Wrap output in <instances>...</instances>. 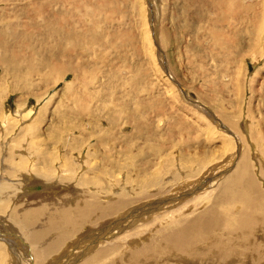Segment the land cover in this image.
I'll list each match as a JSON object with an SVG mask.
<instances>
[{
	"label": "bare ground",
	"instance_id": "1",
	"mask_svg": "<svg viewBox=\"0 0 264 264\" xmlns=\"http://www.w3.org/2000/svg\"><path fill=\"white\" fill-rule=\"evenodd\" d=\"M78 1L79 0H69L68 5H65V4H55V3L61 2V0H36L37 4H34V9L31 12V22L29 21L28 24H21L20 21L14 22V23H8L7 33L3 32V30H0V65L3 66L4 69L16 68V70H14L13 73H14V77L18 78V79L15 78L17 82L21 83L20 88L25 89L24 86H26V82H27L26 79L28 77L34 78L33 76H31L33 74H37L39 77V80L41 79L40 76L44 74L46 78L53 77V79L56 81L57 79L60 78V76L64 75V72L74 73V71L70 67L71 66L70 60L64 61L62 63L59 60L60 58L59 55H62L65 57L69 56L67 54L69 49L71 48V49L76 50V47L79 44L81 46V42L88 41V40L99 41L92 37L86 38L83 41L82 39H80V37H83L85 35L84 32L75 31L73 26H71V24L73 25L74 23H78L79 15L81 12L80 10L81 4H79ZM83 1L86 4L87 1H92V0H83ZM97 1L102 2L103 0H97ZM208 1H209V4H207L206 7L199 8V11L202 14L200 13L201 15H199L197 13L199 17L201 16L200 17L201 27L204 28L205 26L206 27L210 26L208 30L206 28V30H203V31H206V34H207V32L211 30L209 31L210 33H208L209 39H211L210 41L212 43L214 42L218 43L217 45L215 44L216 49L213 48L216 50L215 52L220 53L224 51V55L222 59H224L225 55L228 58H231L232 55L229 54L230 51L225 52L227 50L225 48V46H227V42L225 41V39L230 38L232 40L228 42H233L238 39V34H239L238 31H240L239 29L238 31L236 30L237 34L234 33L236 34L235 36H233L234 34L232 35V32L235 30V25L237 23L235 19L236 16H237L238 21H240L241 19L240 15L242 13H245L246 10H251L250 12H252V18L255 20V23L260 22L259 25H261L262 22H264V9H263L264 7L261 8V12L260 11L257 12L259 13V15H256V12H255L256 4H226V7H225V0H208ZM0 3H1V0H0ZM197 3H202V1L197 2ZM24 8L26 7H21L20 9L17 8L16 6L12 7V13H14L17 18L19 17L18 14H20V11L23 10ZM99 9H100L99 6H94L93 11L90 15L91 17L90 19L92 23L97 24L98 18L94 16H95V13L99 11ZM204 9H207V10H204ZM160 12L162 13V10ZM124 16H127V15H124ZM13 18L14 20H16L15 17ZM20 18L21 17H19V19ZM161 19L163 21V18ZM222 19L225 20L224 22L225 31H223L224 26L222 28H219L220 26L219 27L216 26L218 22L220 21L222 22ZM0 20H3L1 14H0ZM123 23L124 22L118 23L121 25H118L116 23L117 25L115 26L110 23L103 25L102 31L106 33V38H108V45H109L108 47H110V49L112 48L113 50L115 48L126 49V46L127 47L132 46V48L134 49L133 54L136 56V58L138 57L135 63L137 65L134 66V71H136L137 82H140L145 77L148 80V82H151L148 71L147 70L144 71L145 66H146L144 64V61H149L150 60L149 56H148V60L144 59L143 61V58L141 55V54L145 55L147 53L146 49L148 46L147 44L149 42L148 37H147L148 41L145 38L141 41L140 37L137 38L135 37L137 35L131 34L132 32L131 33L129 32L130 30L128 26L131 27V25H126V23L124 24ZM152 24H154V21L152 22ZM163 31H164V28L162 26L160 27V36H161L160 39H162L164 42L167 39V36H166L165 31L164 32ZM196 32H193V33L196 34ZM163 33H165V36ZM125 34H129V35L124 37ZM148 34H149V31H148ZM224 34H225V37H223ZM146 36H147V33H146ZM153 36H155L154 33H153ZM199 36L203 37L201 35H196V36L194 35L193 39H195V37L197 39ZM7 39H11L13 41L12 44H10L9 40ZM162 40H161V43H162ZM204 40L208 42L207 39H204ZM255 41L256 42L259 41L257 37L255 38ZM201 43L203 44L204 41H199V44L202 46ZM104 44H107V43H104ZM155 44H157L159 48L158 43H155ZM9 45L11 46L9 47ZM220 45L223 46L224 50L217 49V47ZM12 47L16 49L17 48L20 49L24 53L25 56H21L19 53L18 54L14 53L12 51L13 49ZM90 47H92V44L90 45ZM255 47L256 46H254L253 48L254 50L250 53L259 56V53ZM219 48H222V47H219ZM263 48H264V44H263ZM79 59L77 60V62L82 61ZM162 61L165 62L164 60H161L160 65ZM227 65H228V62H227ZM161 66L164 69L166 68V65H161ZM20 68L24 69L23 70L24 74L22 72V69L19 70ZM150 68L151 67H148L149 70ZM42 70H43L42 73H38ZM215 73L216 71L213 72L214 75H216ZM115 75L116 74L114 72V76ZM90 76L89 77L93 80L94 79L92 78L93 75H90ZM90 78H88V81H90ZM232 78L233 77L231 75H229L228 77L225 76V84L231 82L233 80ZM96 80H95V83L97 84L98 80L97 81ZM88 81L85 80L86 82L85 85H87V83L89 84ZM238 81L239 80L235 81L236 86L238 85L237 83H239ZM98 83H99L98 85L99 88L104 87L102 89H106V90L107 89L109 90V88L113 86L112 83H110V81L107 78H103V81L99 80ZM90 84L88 86H90ZM65 85L66 86H65L64 95L68 99V103L64 101L62 97V99L59 98L60 103H62V101L64 102L62 104L56 103L57 106L55 105L54 107H52L53 108L52 110L56 108L55 111L56 112L58 111V114L54 115L53 119L49 118L50 122L48 126H46L48 127V130H49V133L48 131L46 132L47 136L49 137L48 140L43 139V138L40 139V136L37 134L40 128V127L38 128L37 124L43 122L44 119L43 120L40 119L38 121L34 119L35 121L31 124L33 127V131L29 135L31 138L29 137L28 138L31 139L30 141L32 142V145L29 146L27 142L26 148L30 147L29 149H32L36 153L37 160L39 161L41 166L43 165L44 167H42L41 171L39 170L36 171L37 169L36 167H38V163L35 161L36 160L35 159L33 162H31L35 166V168L31 169V171H35V172L32 173L31 176H27V175L24 176L23 180L27 184H29L30 182H33L35 185H41V186L50 184V182L55 179H58L59 181H62L68 184L69 182L74 180L75 184L78 185V187L74 188L73 189L74 191L71 192V194H66V192L60 193V197L65 198L63 200L64 203L59 205L57 208H55L54 210L50 212V213H57L56 215H46L45 216L41 214L40 212H42V209L41 207H39L40 205L36 207V208H40L38 210L34 206L27 208L26 212L23 215H22L23 212H21V214L19 213L20 215L7 214L8 215L7 218L12 223L10 227L15 226L18 230L22 231L20 232L19 235L23 237V239L26 241V244L31 245L33 247L34 245L35 246L37 245V251H35L34 254L32 253L33 255L29 253L28 261H24V264H26L27 262H28L27 264H40L43 260L47 259V255L57 256V253H59L57 251L61 247L62 248L64 247V244H66L67 240L68 241L74 240L71 245H76L80 243L81 238H84V237H81V234H78V231L81 228V226L85 225L88 221L94 220L98 222V220H101L102 222L100 221L101 223L99 222L98 223H99L100 229H102L106 223V221L104 222L106 218L112 215H115L116 213L118 214L119 211H123V209L131 205L133 208L134 204L142 200H145V199L148 201L156 200L158 204H161V203L166 204L167 202H170L175 198L179 199L181 194L180 195L175 194L172 196L169 193L172 197H170L169 195L165 196L163 193L164 189L170 186L171 183L175 185V183L179 182V180H182L184 178H194L196 175H198L200 172L206 169L207 165L209 164V162L206 161V157H208L209 155L205 151L199 152L198 149L195 148L198 141L201 143V136H203L204 134L205 138L210 139L211 142L212 141L216 142V139L219 140V143H215L213 146H211L213 149H216L215 147H220V150H223L225 147L224 148L222 147L226 145L225 143L228 144V141L226 140V138H223L224 136L217 135L218 134L217 131L212 132L206 126L205 123H203V125H199L194 122V120L196 119L194 118L193 120V117L197 114V111L196 113L194 112L195 109L192 108L193 105L189 109V107L185 106V104L179 103L178 105L175 101L176 106H173L174 102L172 101L173 99L171 98V105L166 106L167 104H164V101H163L164 97H162L163 86L158 85L157 89L155 88L154 90L155 92L151 93L152 95L150 94V92L148 93L146 90L147 95L150 96L149 98H152L151 101L145 105H143L142 103L134 104L133 105L134 110L127 109L128 107L125 108L123 105L122 106L117 105L111 108L109 107L111 110H109V114L106 115L105 117H98L96 114H98L99 116L100 114L99 112H96V111H95L96 114L92 113L93 115H91L90 113L89 114L90 116L88 117L86 115L80 116V113L82 112H79V111L80 110L84 111L90 108L91 107L90 105L93 102L91 104H89V102H91L92 99L90 101H86L87 99L86 100L84 99V97H86V94L84 93L85 95L82 97L83 99L80 100V98L78 97L79 94L78 96H76L75 95L76 93L75 94L71 93V90H70L72 87L71 84L70 85L65 84ZM81 86L82 85H80V87ZM114 87H112V89ZM72 89L75 90V88L73 87ZM91 89H92V86H91ZM112 89H110L109 92ZM74 90H72V92ZM95 90H93V92ZM99 90L100 89H98V91ZM135 90H137L136 86L130 87V91H132V93ZM84 91L86 92V90ZM256 92L257 91H255V93ZM110 93L112 94V92ZM163 93L165 95L166 92H163ZM68 94L71 95L72 98L68 97L67 96ZM96 95L97 94H95L94 97H96ZM172 95L175 96L177 99L176 95L174 94ZM195 96L198 99L201 98V94L199 90H196ZM215 97H210L206 93L204 94L202 98H204L206 103L207 102L210 103V104L209 103L207 104L212 105L211 102L215 101ZM87 98H91V96L90 97L87 96ZM97 98L98 97H96V99ZM165 101H167V99ZM50 104H53V103L50 102ZM96 106H100V104L99 105L96 104ZM162 106L164 108H161ZM144 108H147L148 110L150 109L152 110V112H157L158 114H161V116H164L165 119L159 120V121L162 122L164 125H166L165 128L160 129L165 132L166 136L165 135L164 136L168 140V141H165V143L168 142L167 145H164L166 146L165 147L166 149H162L163 148L162 147L161 148L162 150H160V147H156L155 145H157V142H154V144L150 143V145H147V148H146V144L144 143L145 141L143 140V137H144L143 132L145 133L148 132V129H149L148 124L151 121L149 118V114L146 115L143 113ZM45 109L46 107L41 108L40 112L42 114L45 113L46 112ZM64 110H66L68 113H62L64 112ZM72 111L78 112L77 115L75 113L76 115L75 117L72 113H70ZM186 111L191 113L193 117H186L189 115V113L186 114L187 113ZM216 112H218V114L222 117V119L227 124H231L235 128L238 126V123L234 121L231 117L225 119V115H224L225 113H223L222 111L216 110ZM55 113H52V114H55ZM70 114L71 116H73V118L71 119L68 117V115ZM62 115L64 116L63 119L61 118ZM199 117L205 119L208 125H211V121L207 120L203 116H199ZM120 121H125L126 123H128L127 121L133 122L134 127L135 126L138 127L139 129L138 132L140 133H141V130H143L140 136H136V138L139 137L142 140L140 145L139 143L133 144V142H131L133 137L130 135L128 136L127 134L126 135L128 137L125 135V138L123 139V141H125L123 145H122L123 141L118 143L115 140L117 138L115 127H116V124L119 123ZM159 121L157 122L158 126H159ZM43 123L45 124L46 122H43ZM106 125L109 127H105ZM95 126H99L100 130L99 128L97 129ZM249 126L251 127L254 125L251 124ZM22 127L24 126L22 125ZM51 127H54V130H51L50 129ZM57 127H63V129H60L61 130L60 131L58 130ZM68 127H70L69 132L66 131V130H69ZM203 127L206 128L205 130L208 133L214 136L209 135L210 136L209 138L206 132L202 130ZM252 129L254 128L252 127ZM250 130H248L250 133L248 135H250L249 137L250 139H252L253 143L261 144L260 142L262 140L258 139L259 137L257 136L255 137L254 133L252 132L253 130L252 131ZM7 132H8V127H7ZM195 132L198 133L199 135L198 137H200L199 139L198 137L192 138V134H194ZM16 133H18L17 137H15L16 135L15 134L13 136L14 137L13 139L9 138L11 140V143L9 142L8 144L11 145L13 143V147L20 146V145L18 146L14 145L16 141H18L19 143H22L21 138H19L21 133L22 135H26V133L23 130L21 132H16ZM252 133H253V136H252ZM18 142L16 143L18 144ZM204 143H209V141L208 142L206 141ZM8 144L7 146H9ZM114 144H115V147H114ZM55 145L61 146L62 149L64 150V153H62L61 158L54 155L55 153L54 151H53L54 153L52 154L51 150H49L51 153H47V154L45 153L46 149L50 147L55 148ZM206 145L207 144H203V146H206ZM4 147L6 148V146ZM10 147H8L9 150L5 149L7 153L9 154L11 151ZM133 147H135L134 148L135 153L138 152V154L143 151L145 152V149L148 150L151 156H154V159L151 160L153 158L151 156H150L151 159H148L147 156H143V155H140L138 157H136L135 155L132 157L128 156L127 158L133 161V165L132 167H129L130 165H128L127 167L128 169L126 168L128 171L125 173H122L120 171L121 169H119L122 167H118L116 164L119 165V161L125 162V159L117 155H120L121 153H122L121 155H123V153L126 154L127 152H129V149H132ZM199 148H201V146ZM257 148H260V147L256 146V149ZM84 149H86L87 154L85 158L81 160L80 154H81V151H83ZM172 149L175 150V152L176 151L178 152L176 153H177V156L180 157V159L176 160L175 163H173V161L170 163L171 160L166 157L165 163L161 167L162 169L161 168L156 169V168H159L157 166V163L159 161L156 162L155 160L156 157H158L159 155L160 157L163 158L164 156H167L168 154H170L169 150L171 151ZM118 150L121 153L116 155V152ZM225 150L226 149H224V151ZM26 151L27 150L25 149V152ZM74 151H77L78 153V155H75L77 156L76 158L72 155ZM99 151H101L102 154H99L101 153ZM9 154H8V157L0 161L1 164L4 165L5 167L4 169L6 172H9V170L11 169V166H9L8 164L9 160L11 162V159H9V157H11V155H14V154H11L9 156ZM82 154H84V152ZM4 155L2 156L4 157ZM34 155H31V156H34ZM2 156H0V158H2ZM18 156L19 155L15 157H17L18 159L19 158ZM87 156L89 157V159H87L88 158ZM200 156H202V158ZM21 157L23 158L22 155ZM51 157H53L54 160L60 159L58 166H55V163L53 164ZM232 157L233 156L231 155L230 159H232ZM248 157L249 155L246 152V150L242 151L238 159H236V157L234 158L233 164L235 163V167L232 165L234 167L233 169H230V171L228 170L226 174H222L221 180L217 181V175L216 176L212 175V177L206 178V180L203 178V181L201 180L200 182L198 181L194 183L195 180L192 179L193 182H190V183L187 182L185 186L182 185L183 187L179 188L178 190L183 191L182 193L185 195V197H190L189 199H187V201L185 200L186 198L185 199L183 198V200H185V202H183L184 204H182L179 207H176L175 209H170L169 211L166 210L167 212H163L157 215L156 217H153V219L148 220V222L146 223H142L140 225L138 224V226L134 228H131L125 232L123 231V233H121L118 237H115L111 239L110 241L98 246L88 256L84 257L82 261H79L78 264H264V190H262L259 182H257L256 180L255 174L257 173V171L256 170L255 172H253L254 170L252 171V166L250 163L251 159L249 160ZM96 158H98L97 160L102 162L101 164L102 166H99L100 163L98 164L95 162ZM127 161L130 162L129 160ZM90 162L96 163L100 168L97 169L95 167L96 164L94 166H91ZM153 162H154V166L151 164ZM229 162L231 163L232 160H230ZM23 164L22 163L18 164L16 171L22 170L23 167L25 166V164L24 166ZM256 164L258 165L259 163H256ZM84 166H88V171H86L87 174H82L84 172H82L81 170V175L75 176L74 175L75 173L77 174L78 172L80 173V171L78 172H75V171L79 170L80 168ZM52 167L57 171H61V173L57 174L58 177H53L52 174L50 173L52 170ZM63 167H65L64 172H63ZM109 167H112V169L113 168L114 169L111 172H109L110 170ZM226 167L221 168V166L220 167L214 166L213 169L211 170V173L218 172V171L221 172V169L223 170ZM39 168L41 169V167ZM257 168H258L257 169L258 174L261 176V178L264 179V165L261 163L258 165ZM103 169H105L106 171H104ZM107 176L113 179L114 178L116 179L119 177L120 179L118 180L119 181L121 180V185L123 188L121 189L119 188L120 191L119 192L116 191L117 193H114L113 188L108 189V186H106V184L104 183L105 180L107 181L110 180V179L109 180L106 179ZM166 176H169L170 180L165 181ZM42 180H44L45 182ZM118 180H115L114 185H117L120 183ZM55 182L58 183L57 181ZM206 182H208V184H210V182L211 183L217 182V183L215 186L212 187V189L210 187V190H207V191L204 190V192L198 193L197 191L203 189V187L207 185ZM34 184L32 186H34ZM102 184L103 185L105 184V187H102ZM92 185L95 186L94 189ZM90 186L92 188H90ZM178 186L180 187V185ZM8 188L9 186L2 179H0V192H4ZM154 189L156 190L154 191ZM194 192H197L196 193L197 195ZM56 195H57V192H56ZM159 196H162V197H159ZM18 206L20 205L18 204ZM21 207H22V204H21ZM15 208H19V207H15ZM0 210L1 212H4L2 210V207H0ZM122 219H124V217ZM37 223L39 227L36 229L35 228L36 226L34 225ZM32 225L34 226L33 228L35 229H30ZM3 234H4L3 232L2 234H0V239L5 238V237H2ZM75 235L77 236L74 239L73 237ZM13 237H14V240H19V241L22 240L20 236L13 235ZM97 237L94 238L93 241H91L92 242L91 244L97 243L98 242L97 240L103 237V235L100 234ZM2 242L3 241L0 240V264H2L3 261L5 262V260L8 259V258H5L4 260V257L8 254L7 253L8 250L6 249L7 246H4ZM121 243H124L123 245L124 251L122 252H121L122 250ZM33 247H32V250L34 249ZM14 256H13V259H14ZM13 264H16V263H13Z\"/></svg>",
	"mask_w": 264,
	"mask_h": 264
},
{
	"label": "rangeland",
	"instance_id": "2",
	"mask_svg": "<svg viewBox=\"0 0 264 264\" xmlns=\"http://www.w3.org/2000/svg\"><path fill=\"white\" fill-rule=\"evenodd\" d=\"M68 1L69 0H61V2L55 3V4L68 5ZM201 1H202V3H197V2H201ZM203 1H205V2H203ZM78 3L81 4V8H80L81 12L79 15L78 23H74L73 25L71 24V26H73L75 31L84 32L85 35L83 37H80V39H82L83 41L86 38L92 37L96 40H99L100 42L99 41H93V40L84 41V42H81V46L79 44L76 47V50L70 48L68 53H67L69 56L65 57V56L59 55L60 56L59 60L62 63L64 61L70 60V63H71L70 67L72 68L74 73L73 72L72 73L71 72H64V75L60 76L61 79L59 78L56 81L53 79V77L46 78V76L44 74H42L40 76L41 79L39 80L38 75L33 74L31 76H33L34 78L28 77L26 79L27 80L26 86H24L25 89H23V88H20L21 83L17 82V80H16L18 78L14 77L13 71L16 70V68L4 69L3 66L0 65V128H1L0 132L4 129L0 133V142H1L0 143V149H1L0 150V156L6 154V155H4V157L2 156V158H0V161L4 160V158L8 157L9 153H7V151L5 149L9 150L8 147H10L11 145L12 146L10 147L11 151H10L9 156L11 154H14V155H11V157H9V159H11V162H10V160L8 162L9 166H11V169L9 170V172L5 171L4 165L1 164V162H0V164H1L0 165V179H2L9 186V188L6 191L0 192V207H2V210L4 211V212H1V210H0V234H2V232H3L4 234L2 235V237H5V238H2L0 240L3 241L2 243L4 244V246L8 247V248L6 247V249L8 250L7 251L8 254L4 257V260H5V258H8L6 260L9 262L8 263L5 260L6 263L3 261L2 264H13V263H16V264H22L23 263L24 264V261H28V258H29L28 254L30 253L31 255H33L35 253V251H37V245L35 246L33 243V245H34V247H33L31 245L26 244V241L23 239V237H21V235H19L20 232H22L21 230H18L15 226L10 227L12 223L7 218L8 217L7 214H9V215L10 214L20 215L21 212H23L22 213V215H23L26 212L27 208L33 207V206L36 208L40 205L39 207H41V209H42V212H40L41 214H43L45 216L46 215H56L57 213H50V212L52 210H54L55 208H57L59 205L64 203L63 200L65 198H61L60 193L66 192V194H71V192L74 191L73 189L78 187V185L75 184L74 180L73 181L70 180L71 182H69V184H68V183L59 181L58 179H55V180L51 181L50 184H46L45 186L35 185L33 182H30L29 184H27L23 180L24 176H26V175L31 176V174L35 172V171H31V169L35 168L33 163H31L35 159H36L35 161L38 163V167H36L37 168L36 171L37 170L41 171L42 167H44L43 165L41 166V164L37 160L36 153L32 149H29L30 147L26 148L27 142H28L29 146L32 145V142L30 141L31 139H29V138H31L29 135L33 131V127L31 124L35 120L38 121L40 119H42V120L44 119L43 122H46L45 124L43 122L37 124L38 128L39 127L42 128V129L39 128L37 134L40 136V139L43 138V139L48 140L49 137L47 136L46 132L48 131V133H49V130H48V127H46V126H48V124L50 122L49 118L53 119V116L58 114V111L57 112L55 111L56 108H54V110H52L53 109L52 107H54L56 105V103H60L59 98L62 99V97H63V100L68 103V99L64 95L65 86H66L65 84H68V85L71 84V86L73 88H75V90H74L71 87V89H70L71 93H74V94L76 93L75 94L76 96H78V94H79L78 97L80 98V100L83 99L82 97L85 94H86V97H84V99L85 100L87 99L86 101H90L91 99L93 100V101L91 100V102H89V104H91L93 102L90 105L91 107L86 109L87 111L84 110L86 113L83 110L79 111V112L83 113V114L80 113V116L86 115L88 117L90 116L89 115L90 113H91V115H93V114H96V112H99V114H100V116L98 114H96L98 117H105L106 115L109 114V110H111L110 108L117 106V105H119V106L123 105L125 108L128 107L127 109H133L134 110V106H133L134 104L142 103L143 105H145L151 101L152 98H149L150 96L147 95L146 90L148 93L150 92V94H151V93L155 92L154 90H155V88L157 89L158 85L163 86L162 97H164L163 101H164V104H167L166 106L171 105V98L173 99L172 101L174 102V103L172 102L173 106H176L175 101L178 105H179V103L185 104V106H188L189 109L193 105L192 108H194L195 111L193 109L192 110L195 113L197 111V114L193 117V115L191 113L186 111L187 113L186 112L185 113L186 114L189 113V115H190V116L188 115L186 117H193V120L195 118L196 120H194V122L196 124H199V125H203V123H205L206 126L212 132L217 131L218 132L217 135H221V136H224L223 138H226L229 146L227 143H225L226 145L222 147V148L225 147L224 149H226L227 151L226 150L224 151V149L220 150V147H215L217 150L213 149L211 146H213L215 143H219V140L216 139V142H213V141L211 142V140L206 139L205 135L203 134V136H201V143L198 141L195 148H197L199 152L205 151L209 155L208 157H206V161L209 162L206 169L203 170L202 172H200L194 178H184L182 180H179V182L175 183V185L173 183H171L170 184L171 187L168 186L164 189L163 193L165 196L169 195L170 197H172L175 194L176 195L181 194L179 199L175 198L172 201L167 202L166 204H162V203L158 204L156 200H149V201L146 199L142 200V201L134 204L133 208L131 205V206H129L130 209H129V207H127V208L123 209V211H119L118 214L116 213L115 215H112V216L106 218L104 220V222L106 221V223H105L106 226L104 225V227L102 229H100V227H99V223L102 222L101 220H98L99 223L94 221V220L88 221L86 223L87 225L85 224V225L81 226V228L78 231V234H81V237H84V238H81L80 243H78L76 245H71L74 240H72V241L67 240L66 244H64V247L63 248L61 247L57 251V252H59V253H57V256L47 255V259L43 260L40 264H78L79 261H82V259L84 257L88 256L98 246L110 241L111 239H113L115 237H118L121 233H123V231L125 232L131 228H134V227L138 226V224L140 225L142 223H146V222H148V220L153 219V217H156L157 215H159L163 212H167L170 209H175L176 207H179L182 204H184L183 202H185V200L187 201V199H189L190 197H185V195L182 193L183 191L178 190V189L185 186V184H187V182L188 183L193 182L192 179L195 180L194 181V183H195L198 181L200 182L201 180L203 181V178L206 180V178L212 177V175H214V176L217 175V181L221 180L222 174H226L228 172V170L230 171V169H233L235 167V163L233 164L234 158L236 157V159H238L240 157L242 151H245V150L249 155V157H248L249 160L251 159L250 163L252 166V171L253 170H254L253 172H255V170L257 171V173L255 174L256 180H257V182H259L262 190H264V179L261 178V176L258 174V170H257L258 169L257 167L259 164L262 163L264 165V156H263V154H264V88H263L264 87V48H263V44H264V42H263L264 41V22H262L261 25H259L260 22L255 23V20L252 18V12H250L251 10H246L245 13H242L240 15V17H241L240 21H238L237 16H236L235 19H236L237 23L235 25V30L232 32V35L234 33L237 34V31L239 29L240 31H238V33H239L238 39L233 41V42H228V41H232L230 38L225 39V41L227 42V46H225V48L227 50L225 52L230 51L229 54H231L232 57L228 58L225 55L224 56L225 60H224V59H222L223 55H224V51H222L220 53H216L215 47L218 43H216V42L212 43L210 41L211 39H209L208 33H210L209 31H211V30H209L207 32V34H206V31H203V30H206V28L208 30L210 26H207V27L205 26L204 28L201 27V18H200L201 16L199 17V15H201L202 13L199 11V8L206 7V5L209 4L208 0H199V1L198 0H161V1L160 0H158V1L157 0H151L152 4L150 6H148V4L146 3V0H103L102 2H98L97 0H92V1H87L86 4L84 3L83 0H79ZM34 4H37L36 0H1L0 12H2V13H0V14L2 15L3 20H4V18H5V20L4 21L0 20V30H3V32L7 33L8 32V28H7L8 23H14V22L20 21L21 24H28L29 21L31 22V12L34 9ZM226 4H256L255 12H256V15H259V13H257V12H259V11L261 12V8L264 7V0H225V7H226ZM15 6L19 9L21 7H26L20 11V14H18V16L21 17L20 19H19V17L16 18V15L14 13H12V7H15ZM94 6L100 7L99 11L96 12L95 16H94V17L98 18L97 24L92 23V21L90 19L91 18L90 15L93 11ZM161 10H162V13L160 12ZM204 10H207V9H204ZM9 13H11V14H9ZM197 13L199 15H197ZM6 15H7V17H6ZM124 15H127V16H124ZM150 15H152V17H153L152 21H149L148 17ZM260 15H261V13H260ZM9 16H10V18H9ZM13 17H15L17 21L14 20ZM164 17H166V18H164ZM161 18H163V21ZM153 21H154V24H152ZM120 22L121 23L124 22V23H126V25H131V27L128 26V28L130 30V31L129 30L128 31L130 33L132 32L131 34L137 35V36L134 35L135 37H137V38L140 37L141 41L144 38L147 40V37H148L149 42L147 44L148 46L146 49L147 53L145 54L147 56H145L143 54H141V55H142L143 61H144V59L148 60V56H149V59H150L149 61L151 63L149 61H144V64L146 65L144 71L145 70L148 71L149 78H150V81L152 83L148 82L146 77L143 78V80H141L140 82H137L136 71H134V66L137 65L135 63H136V60L138 57L136 58V56L133 54L134 49L132 48V46H128V47L126 46V49L115 48L113 50H112V48L110 49V47H108L109 46L108 45V38H106V33H104L102 31L103 25L110 23V24H113L115 26ZM207 22H209V21H207ZM220 22H218L216 24V26H218V27L220 26L219 28H222L224 26L223 31H225V23H224L225 20L222 19V22L221 23ZM118 25H121V24H118ZM161 25L163 26L164 31H165L166 36H167V39L164 41L166 44L163 42L162 39H160L161 38L160 27H162ZM151 26L154 27V29L152 31H151ZM200 30H201V32H200ZM148 31H149L150 35L148 34ZM193 32H196V34H194ZM146 33H147V36H146ZM153 33L155 36H153ZM165 33H163L164 36H165ZM225 34L223 35V37H225ZM236 34H234L233 36H235ZM128 35L129 34H125L124 37L128 36ZM194 35L195 36L201 35L204 37V39H207L208 42L205 41L203 39V37H200V36L197 39H196V37H195V39H193ZM256 37L259 40L258 42L255 41ZM7 40H9V43L12 44L13 41L11 39H7ZM161 40H162V43H161ZM198 40L204 41V43H206V44L201 43L202 44V46H201L199 44ZM153 42L158 43V45H159L160 52H158V54L156 53L157 49L155 48ZM104 43H107V44H104ZM91 44H92V47H90ZM208 45H209V47H208ZM10 46L11 45H9V47ZM254 46H256L255 48L258 51L260 57L250 53L254 50L253 49ZM219 47H222V48H219ZM12 48H13L12 51L14 53H16V54L19 53L21 56H25L24 53L20 49H18V48L16 49L14 47H12ZM213 48H215V49H213ZM217 49L224 50L223 46H221V45L218 46ZM19 50H20V52H19ZM93 51H94V53H93ZM196 51H197V53H196ZM221 53H222V55H221ZM161 56L163 57V60L165 61V65H166L165 69L160 65ZM216 57H217V59H216ZM78 59L82 60V61L77 62ZM220 59H221V61H220ZM86 62H87V64H86ZM227 62H228V65H227ZM148 67H151L152 69L150 68V70H149ZM21 69L23 72L24 69L20 68L19 70H21ZM158 69L160 70V72ZM221 69L222 70L224 69V70L222 71ZM214 71H216V73H215L216 75L213 74ZM42 72H43V70L38 72V73H42ZM114 72L116 74L115 76H114ZM232 72H233V74H232ZM35 73H37V72H35ZM23 74H24V72H23ZM90 75H93V77H92V78H94L93 80L90 78L91 77ZM108 75H110V76H108ZM229 75H231L233 77L232 78L233 80L231 81L233 83L229 82V83L225 84V76L228 77ZM108 77H110V78H108ZM88 78H90V81H88ZM103 78H107L110 81V83H112V85H113L112 87L116 86L113 89H112V87L109 88V90L112 89L110 91V92H112V94L109 92L108 89L107 90L102 89L104 87L99 88L98 82H99V80L103 81ZM13 79H15V80H13ZM33 79H35V80H33ZM85 80L88 81L89 84L91 82L90 86H88L89 85L88 83H87V85H85L86 84ZM95 80L97 81V84L95 83ZM236 80H239L238 81L239 83H237L238 84L237 86L235 84ZM83 81H84V83H83ZM123 81H125V82H123ZM147 83H149V84H147ZM80 85H82V86L80 87ZM31 86H32V88H31ZM86 86H87V88H86ZM91 86H92L93 90L96 89L94 92L91 89ZM131 86H136V88H137V90H135L133 93H132V91H130ZM29 87L31 88V90ZM83 89L86 90V92ZM98 89H100V90L98 91ZM72 90H74V91L72 92ZM196 90L200 91L201 98H199V99L195 96ZM255 91H257V92L255 93ZM77 92H79V93H77ZM95 92H97V93H95ZM99 92H101V93H99ZM104 92H105V94H104ZM163 92H166L165 93L166 96L164 95ZM90 93H91V95H90ZM98 93H99V95H98ZM206 93L210 97H215V95H216L215 101L211 102V104L213 106L209 105L210 104L209 102H207V103H209V104H207L206 101L204 100V98H202L204 96V94H206ZM22 94L24 97L22 96ZM95 94H97L96 95V97H98L97 99H96V97H94ZM100 94H102V95H100ZM110 94H111V96H110ZM172 94L176 95L177 99ZM242 95H243V97H242ZM67 96L72 98V96L69 94ZM87 96L88 97L91 96V98H87ZM93 97H94V99H93ZM166 99H167V101H165ZM183 99H184V101H183ZM57 100H59V101H57ZM187 100H189V101L191 100L192 102L195 101L194 102L195 104H191ZM64 101H62V103ZM50 102L53 103L54 105L50 104ZM165 102H167V103H165ZM62 103H60V104H62ZM60 104H58V105H60ZM96 104H98V105L100 104L101 108H100V106H96ZM200 106L205 108L209 113L202 110L200 108ZM43 107H46V109H45L46 112L42 114L40 111H41V108H43ZM161 108H164V107L162 106ZM89 109H91V110H89ZM93 109H95V110H93ZM216 110L222 111L223 113H225L224 114L225 119L231 117L234 121H236L238 123V126H237L238 128L237 127L235 128L231 124H227L222 119V117L218 114V112H216ZM49 111H50V113H49ZM24 113H26V114H24ZM52 113H55V114H52ZM62 113H68V112L66 110H64V112H62ZM70 113H72L75 117L78 112L72 111ZM75 113H76V115H75ZM143 113L146 115L149 114V118L151 121L148 124L149 125L148 132L145 133V132H143V130H141V133H140V132H138L139 131L138 127H136V126L134 127L133 122L127 121L128 123H126L125 121H120L119 123L116 124V127H115L116 130L114 129L117 133V138L115 140L118 143H120L123 141V139L125 138V135L127 134L128 136L130 135L133 137V139L131 141V142H133V144L139 143V145H140L142 140L139 137L136 138V136H140L143 132V134H144L143 140L145 141L144 143L146 144V148H147V145H150V143L154 144V142H157V145H155L156 147H160V150L166 149L165 148L166 146H164V145H167L168 142L165 143V141H168V140L165 138V136H166L165 132L160 130L162 128H165L166 125H164L162 122L159 121V120H164L165 119L164 116H161V114H158L157 112H152V110H150V109L148 110L147 108L143 109ZM185 113H183V114H185ZM70 116H71V114L68 115V117L70 119L73 118V116H71V117ZM199 116H203L207 120L211 121V125H208V123L205 121V119H203ZM61 118L63 119L64 116L62 115ZM83 121H85V120H83ZM158 121H159V126L157 124ZM249 121L254 126L250 127L249 125H251V124ZM218 124L223 125L228 132L226 130H222L220 127H218ZM22 125L24 127H22ZM41 125H42V127H41ZM7 127H8V132H7ZM95 127L97 129L99 128V130H100L99 126H95ZM105 127H109V126L106 125ZM252 127L254 129H252ZM5 128H6V130H5ZM57 128H58V130L63 129V127H57ZM68 128H69V130H66L67 132L70 131V127H68ZM203 128H202V130H204L206 132L207 136H209V135L214 136V135H211L210 133H208L205 130L206 129L205 127H203ZM50 129L54 130V127H51ZM22 130L26 133V135H22V133H21V135L19 136V138H21L23 144L19 143L18 141H16V142H18V144L16 142H15L16 144L14 143L15 146L20 145L22 147H20V146H18L19 148L13 147V143L11 145L8 144L9 142L11 143L10 139L11 138L13 139L14 138L13 136L15 134H16L15 137L18 136V133H16V132H21ZM248 130H250V131L253 130L252 132L254 133V136L255 137L257 136V137H259L258 139L262 140L260 142L261 144L258 143L259 144L258 145L256 143H253L252 139H250V137H249L250 135H248V134H250ZM91 131H89V132H91ZM253 133H252V136H253ZM10 136H12V137H10ZM57 136H59V135H57ZM198 136L199 135L196 132L194 134H192V138H196ZM210 136H209V138H210ZM23 137L25 140L23 139ZM158 137H160V138H158ZM202 137H203V139H202ZM144 138H146V139H144ZM199 138L200 137H198V139ZM6 139H8L9 141ZM195 140H197V139H195ZM3 141L4 142L6 141L9 146H7L6 142L4 143ZM150 141H152V142H150ZM206 141L207 142L209 141V143H204ZM124 143H125V141H123L122 145ZM203 144H207V145L203 146ZM4 146H6V148ZM200 146H201V148H199ZM256 146L260 147L261 149L260 148L256 149ZM114 147H115V144H114ZM20 148H22V149H20ZM52 148L50 147V148L46 149L47 151L45 150V153L47 154V153L52 152V154H53L55 152L54 155L61 158L62 153H64V150L62 149V147L59 145H55V148H53V150H52ZM134 148L135 147H133L132 149H129V152H127L126 154L123 153V155H121L122 153L119 150L116 152V155L121 153L120 155H117V156H121L123 159H125V162L119 161V165L115 163L118 167H122V168L124 167L125 168V170H124V168L123 169L119 168V169H121L120 171L122 173H125L128 171L127 170L128 165H130L129 167H132V165H133V161L131 159H128L127 158L128 156L132 157L135 155L136 157H138L140 155H143V156H147L148 159H151V157H153L151 160L154 159V156H151V154L148 150L145 149V152L143 151V152L138 154V152L135 153ZM227 148H229V149H227ZM25 149L27 150L26 152H25ZM28 149H29V151H28ZM22 150H24V151H22ZM30 150H32V151H30ZM49 150H51V152ZM101 151H99V152H101ZM262 151H263V153H262ZM16 152H17V154H16ZM83 152H84V154H82ZM102 152L99 154H102ZM176 152L173 149L171 151L169 150L170 154H168L167 156H164L163 158L158 155V157H156L155 160H156V162L159 161L157 163V166L159 168H156V169H160L164 165L166 157L171 160L170 163L172 161H173V163H175L176 160H179L180 157L177 156L178 152L177 153ZM28 153L29 154L32 153L31 155L35 154L34 155L35 157L29 155ZM144 153H145V155H144ZM86 154H87L86 149L81 151L80 159L83 160L85 158ZM17 155H19L18 157L20 158V160H19V158L17 159V157H15ZM21 155L23 156V158L21 157ZM72 155L76 158L77 156H75V155H78L77 151H74V153ZM231 155L233 156L232 159H230ZM155 156H157V155H155ZM200 157L202 158V156H200ZM200 157H199V159H200ZM15 158H16V160H15ZM51 158H52L53 164L55 163V166H58L60 159L54 160L53 157H51ZM87 159H89V157ZM97 159L98 158H96V161L95 160L94 161L98 164L100 163L99 166H102L101 165L102 162H100ZM127 160H129L130 162H128ZM230 160H232L231 163L229 162ZM19 162L22 164L24 162L25 166L23 164V166H24L23 169L16 171L18 164H20ZM226 162H227V164H226ZM96 163H91V166H94ZM256 163H259V164L257 165ZM151 164L154 166V162ZM224 164H225V166H224ZM96 165H95V167L97 169H99L100 167L98 165L97 166ZM14 166H15V168H14ZM214 166L215 167L221 166V168H224L226 166L227 167L223 170L221 169V172L218 171V172L211 173V170L213 169ZM39 167H41V169ZM82 168H80L79 170H76L75 172L80 171V173L78 172V174L75 173L74 175L75 176L81 175V170H82V172H84L82 174H87L86 171H88V166H84ZM109 168H110L109 172H111L114 169V168L112 169V167H109ZM103 170L106 171L105 169H103ZM64 171H65V167H63V172ZM154 171H156V170H154ZM50 173L52 174L53 177H58L57 174L61 173V171H57L52 167V170ZM106 179H108V180L110 179V180L109 181L105 180L104 183L106 184V186H108V189L113 188L114 193L119 192L120 189L123 188L121 185V180L120 181L118 180V179H120L119 177L116 179L115 178L113 179V178H109V176H107ZM115 180H118L120 182L119 184H117L118 186L114 185ZM168 180H170V177L166 176L165 181H168ZM42 181H44V180H42ZM55 181H57L58 183H56ZM61 182H62V184H61ZM206 183H207V185L204 186L203 189L197 191L198 193L204 192V190H206V191L210 190V187L212 189V187L215 186L217 182H214V183L210 182V184H208V182H206ZM33 184H34V186H32ZM73 184L75 187L73 186ZM105 184L104 185L102 184V187H105ZM178 185H180V187ZM68 186H69V188H68ZM70 186H72V187H70ZM55 187H56V189H55ZM92 187L94 189L95 186L92 185ZM92 187L90 186V188H92ZM114 187H116V188H114ZM193 188H195V187H193ZM80 189H81V187H80ZM183 189H185V188H183ZM155 190L156 189H154V191ZM172 190L174 193L172 192ZM179 191H181V192H179ZM56 192H57V195H56ZM175 192H177V193H175ZM197 192H194V193L196 194ZM196 195H194V196H196ZM162 196H159V197H162ZM187 196H189V195H187ZM183 198L184 199L186 198V199L183 200ZM18 204L20 206H18ZM21 204H22V207H21ZM14 206L19 207V208H15ZM12 207H13V209H12ZM36 209L38 210L40 208H36ZM127 212L130 214H128ZM123 217H124V219H122ZM110 220H112V221H110ZM33 225L30 229H35V228L37 229L39 227L38 223L34 225V226H36L35 228H33L34 227ZM93 225H95V226H93ZM88 228H89V230H88ZM106 229H108V230H106ZM100 234L103 235V237L100 238L102 240L99 239V240H97L98 241L97 243L91 244L92 243L91 241H93V239L96 238ZM13 235L20 236V238L22 240H20V241L14 240ZM76 236L77 235H75L73 238L75 239ZM123 245H124V243H121V247H122L121 252L124 251ZM32 247L34 248L33 250H32ZM9 249H10V251H9ZM29 249H30V251H29ZM47 253H49V252H47ZM10 254H11V256H10ZM12 255L13 256L15 255L14 259L16 261L13 259ZM12 261H14V262H12Z\"/></svg>",
	"mask_w": 264,
	"mask_h": 264
},
{
	"label": "water",
	"instance_id": "3",
	"mask_svg": "<svg viewBox=\"0 0 264 264\" xmlns=\"http://www.w3.org/2000/svg\"><path fill=\"white\" fill-rule=\"evenodd\" d=\"M146 3L148 4V6H150L152 3H151V0H146ZM149 21H152V19H153V17H152V15H150L149 17ZM152 29H154V27L153 26H151V31H152ZM154 43V42H153ZM154 46H155V48L157 49L156 50V53L158 54V52H160V49L158 48V46H157V44H155L154 43ZM161 60H163V57L161 56ZM161 65H165V62H161ZM188 102H190L191 104H195L194 102H192V101H189V100H187ZM200 108L202 109V110H204L205 112H207V113H209L205 108H203V107H201L200 106ZM218 127H220L222 130H226L225 129V127L223 126V125H220V124H218ZM227 131V130H226ZM228 132V131H227Z\"/></svg>",
	"mask_w": 264,
	"mask_h": 264
}]
</instances>
